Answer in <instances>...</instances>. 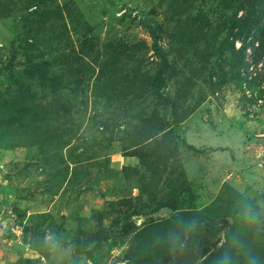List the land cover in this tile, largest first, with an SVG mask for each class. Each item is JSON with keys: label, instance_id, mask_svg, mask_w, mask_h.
Instances as JSON below:
<instances>
[{"label": "rangeland", "instance_id": "rangeland-1", "mask_svg": "<svg viewBox=\"0 0 264 264\" xmlns=\"http://www.w3.org/2000/svg\"><path fill=\"white\" fill-rule=\"evenodd\" d=\"M144 20L163 98L101 72L136 43L129 67L164 64ZM88 27L100 61L73 51ZM146 117L179 149L155 172L129 148ZM263 124L264 0H0V264H264V191L244 176L264 168ZM217 218L235 224L209 259Z\"/></svg>", "mask_w": 264, "mask_h": 264}, {"label": "trees", "instance_id": "trees-1", "mask_svg": "<svg viewBox=\"0 0 264 264\" xmlns=\"http://www.w3.org/2000/svg\"><path fill=\"white\" fill-rule=\"evenodd\" d=\"M59 18H65L64 12L61 11ZM144 27L150 32L153 36L155 42L154 47L156 52L161 55L163 60V65L156 71V73H151L148 70H145L141 67L139 63L136 66L129 67V63L137 62L136 60V50H138L139 43L134 44L132 47H128L126 49L121 47H111L110 50L103 53V56L99 54V49L92 47L94 45V40L92 37L93 30L91 27H88L87 34H90L86 37V39L80 41V49L77 51L73 49L74 53L77 56L87 55L88 53H94V56L97 55L95 61H100L99 57L105 58L104 60L100 61V65L102 66V74L106 76L108 79L113 77V73L110 74L108 71L109 69L126 71L124 73L123 78L119 79V82H127V88L130 89H141V88H152L161 98L164 95L161 93V89L165 86L167 82V78L171 76L169 73V69L171 68L169 59L167 57L166 52L158 45V40L160 39V27L156 20H144L143 22ZM90 48V51L87 49ZM98 53V54H96ZM139 64V65H138ZM36 66V65H32ZM120 67V68H119ZM167 72L169 74H167ZM112 76V77H111ZM111 77V78H110ZM160 117V113H154L151 117ZM145 118L146 122H149V126L146 128L147 134L143 137L139 138L137 142H132L129 148H133L132 154L137 156L140 161L152 171H159L161 165H167L171 159L178 158V145L171 147L168 145L169 139L167 137L159 138L158 135L163 133L165 130L164 124L161 122H153V119ZM153 117V118H154ZM159 119V118H158ZM149 129V130H147ZM166 136V135H165ZM184 173H181V175ZM190 195V191L188 189L184 190L182 193L173 196L168 200V207L173 210H180L185 207L184 202L186 200V196ZM245 212L244 207L238 210V213L243 214ZM235 223H233L234 226ZM232 224L228 219L224 218H217V219H209L203 226H200V234H202V241L201 246L206 247L205 251H203V255L207 256L211 259L214 252H219L224 248H228V242H230V235H229V227L233 230ZM225 231V243L219 246L220 243V234ZM227 232V233H226ZM196 237V236H195ZM196 239V238H195ZM194 245L196 242L193 243ZM195 247V246H193ZM194 249L192 252L194 254ZM178 252V251H177ZM175 253V255L177 254ZM193 256V255H191ZM194 257V256H193ZM182 257L180 258V263ZM192 260L190 259L189 262Z\"/></svg>", "mask_w": 264, "mask_h": 264}, {"label": "crops", "instance_id": "crops-1", "mask_svg": "<svg viewBox=\"0 0 264 264\" xmlns=\"http://www.w3.org/2000/svg\"><path fill=\"white\" fill-rule=\"evenodd\" d=\"M261 127L264 129V124ZM261 134H264V132H262ZM262 167L259 168L256 165L250 167L249 171L247 170L246 175L244 176H246L247 180L250 182V184H252V187L254 189L258 190L256 186H261V191H264V168ZM261 193L262 201L264 202V192Z\"/></svg>", "mask_w": 264, "mask_h": 264}]
</instances>
